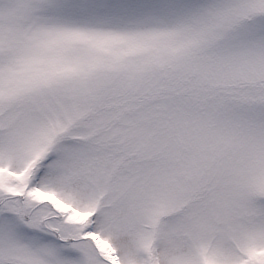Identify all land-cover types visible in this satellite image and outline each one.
<instances>
[{
	"label": "snow or ice",
	"instance_id": "1",
	"mask_svg": "<svg viewBox=\"0 0 264 264\" xmlns=\"http://www.w3.org/2000/svg\"><path fill=\"white\" fill-rule=\"evenodd\" d=\"M0 264H264V0H0Z\"/></svg>",
	"mask_w": 264,
	"mask_h": 264
}]
</instances>
